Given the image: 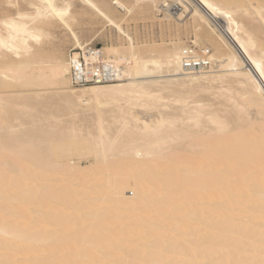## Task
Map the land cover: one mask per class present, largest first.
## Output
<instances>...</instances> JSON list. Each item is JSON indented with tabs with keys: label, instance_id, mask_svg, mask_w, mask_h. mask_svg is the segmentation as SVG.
Listing matches in <instances>:
<instances>
[{
	"label": "bare ground",
	"instance_id": "bare-ground-1",
	"mask_svg": "<svg viewBox=\"0 0 264 264\" xmlns=\"http://www.w3.org/2000/svg\"><path fill=\"white\" fill-rule=\"evenodd\" d=\"M6 1L0 264H264V0H77L102 31L145 9L196 37L99 49L74 0ZM82 54L99 81L73 83Z\"/></svg>",
	"mask_w": 264,
	"mask_h": 264
},
{
	"label": "rangeland",
	"instance_id": "rangeland-1",
	"mask_svg": "<svg viewBox=\"0 0 264 264\" xmlns=\"http://www.w3.org/2000/svg\"><path fill=\"white\" fill-rule=\"evenodd\" d=\"M18 1H19L18 2L19 4L17 6L18 9H20V10L25 9L23 11H26V9H27V11H33L34 8L33 7H30L29 4H28L29 5V7H28V5L25 4V1L24 0H18ZM58 1H60V0H58ZM74 2L76 4L77 0H74ZM80 4L81 3H77L76 5H78V6L74 5L72 7L74 10L75 9L76 10H80L81 12L84 13V16H80V20H81L80 22L81 23L79 22V25H77L76 30L80 34V36L83 39V41H90L92 39L90 41V43L95 48H100L103 45L120 44L121 41L124 42V43H127L128 39H129L128 37H131L135 42H140V44L141 43L142 44H145V43L146 44H148V43L149 44L150 43H160V41L162 42L164 39L165 40L163 42L170 43L171 42V38H172V41H175V40L176 41H183L184 40L183 43L186 44V45H189V43H191L192 40L196 39L195 34L190 31L191 28L187 24V23H189L188 22L189 21V16L184 17L182 20H180V24H179L180 26H179L178 24H176V22L173 19H172V21H168V20L165 21L166 18H164V16H163L164 13L163 12L162 13L159 12V14L157 13V15H154V14H152L153 12L151 10H145V9H143V11L140 10L139 12H136L133 15V17H132L133 21L131 19V21L129 22V24L128 23H124L123 24V32L120 31L117 26L110 25V24H108L106 26L105 31H102L101 28H100V27H102V24L98 21V19H96V17L94 19V15L92 16L91 13L88 12L86 10V8L85 7H82V5H80ZM3 6L4 7H9L11 9V12H13L16 9L15 6L11 5L10 3H7L6 0H3ZM119 10H120L121 13H124L125 12V10H122V9H119ZM4 11H6V10H4ZM138 14H140V15H138ZM135 15L136 16L138 15V16L136 17ZM152 16H155L154 17L155 19ZM159 17L161 18V20H160ZM87 19H88V21H87ZM92 22H94V23H92ZM83 23H84V25H83ZM169 23H170V25H169ZM171 23H172V25H171ZM182 23H186V24H182ZM166 24L169 25V28L167 27ZM173 26H174L175 29H173ZM186 26L188 27L187 30L189 32L186 30ZM82 28H84V30ZM87 28H91L92 30L91 29H87ZM99 29L102 31V32L100 31L101 33L98 32ZM169 29H171V30L169 31ZM88 31L93 32V33H90L89 34ZM184 31L185 32H188V33H185ZM52 32H53V35L52 36H54L53 39L55 40L54 44L56 43L55 49L58 47V49L61 52L64 50L62 53H65L64 56L67 57L68 56L67 53H69L71 49L75 48L74 45H73V42L69 39V37L65 34V32L60 27L59 28L58 27H53ZM176 32L177 33L179 32L178 33L179 36L177 37V38H179L178 40L175 39L176 38V35H175ZM99 34H101V35H99ZM169 34H170V36L172 34L171 38L168 36ZM173 34H174V36H173ZM143 42H145V43H143ZM202 43L204 44V46H210V44H208L206 42H200L198 44H200L201 46H203ZM197 47L199 49L200 46L198 45ZM53 49L54 48L52 46H51V48H48V53L49 54L52 53V50ZM254 120H257V122H258V119H255V118L253 119V122H255V124H253L254 126H256L257 128L263 127V123L260 120H259L258 123L256 121H254ZM260 122L262 123V125H261ZM91 158H87V157H80L79 158V157H76L74 159V161H76L77 164H79L81 167L84 168L86 166H90V164H91ZM128 195L129 196H132L131 189H127L126 190V196H128Z\"/></svg>",
	"mask_w": 264,
	"mask_h": 264
},
{
	"label": "built area",
	"instance_id": "built-area-1",
	"mask_svg": "<svg viewBox=\"0 0 264 264\" xmlns=\"http://www.w3.org/2000/svg\"><path fill=\"white\" fill-rule=\"evenodd\" d=\"M190 47L195 48V46H191L192 44H189ZM99 49V48H97ZM75 51L83 52L81 49L73 48L71 49V53H74ZM207 58V56H205ZM80 62L78 64H74L72 68V81L74 84L80 85V84H87L91 82H96L100 80V77L104 76L101 75L99 72V69L96 71H93L90 67H88L83 62V54L80 58ZM210 65V61L208 59H204L203 57H200L199 55L192 54L191 50L185 49L184 51V66L191 70V71H197L202 69L203 66ZM106 71V70H105Z\"/></svg>",
	"mask_w": 264,
	"mask_h": 264
},
{
	"label": "snow or ice",
	"instance_id": "snow-or-ice-1",
	"mask_svg": "<svg viewBox=\"0 0 264 264\" xmlns=\"http://www.w3.org/2000/svg\"><path fill=\"white\" fill-rule=\"evenodd\" d=\"M51 7V6H50ZM53 11L55 12V9H53ZM56 15H63V13H59V12H56L55 13Z\"/></svg>",
	"mask_w": 264,
	"mask_h": 264
}]
</instances>
